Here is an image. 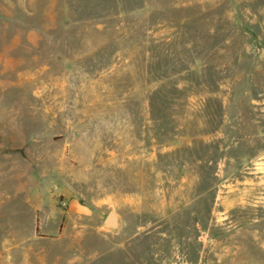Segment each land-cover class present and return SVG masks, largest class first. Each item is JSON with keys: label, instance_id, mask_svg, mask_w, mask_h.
<instances>
[{"label": "rangeland", "instance_id": "1", "mask_svg": "<svg viewBox=\"0 0 264 264\" xmlns=\"http://www.w3.org/2000/svg\"><path fill=\"white\" fill-rule=\"evenodd\" d=\"M0 264H264V0H0Z\"/></svg>", "mask_w": 264, "mask_h": 264}, {"label": "water", "instance_id": "2", "mask_svg": "<svg viewBox=\"0 0 264 264\" xmlns=\"http://www.w3.org/2000/svg\"><path fill=\"white\" fill-rule=\"evenodd\" d=\"M80 134V129L73 128L70 132L69 140L73 142ZM103 226L111 229V230H118L121 227V220L120 216L114 209H110L107 213L106 217L103 220Z\"/></svg>", "mask_w": 264, "mask_h": 264}]
</instances>
